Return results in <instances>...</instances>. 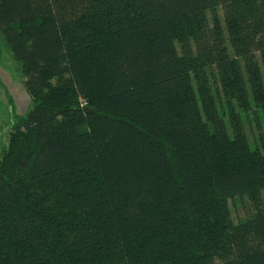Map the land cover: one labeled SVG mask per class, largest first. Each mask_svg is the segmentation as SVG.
Wrapping results in <instances>:
<instances>
[{
	"label": "trees",
	"instance_id": "obj_1",
	"mask_svg": "<svg viewBox=\"0 0 264 264\" xmlns=\"http://www.w3.org/2000/svg\"><path fill=\"white\" fill-rule=\"evenodd\" d=\"M0 36V264H264V0H0Z\"/></svg>",
	"mask_w": 264,
	"mask_h": 264
},
{
	"label": "rangeland",
	"instance_id": "obj_2",
	"mask_svg": "<svg viewBox=\"0 0 264 264\" xmlns=\"http://www.w3.org/2000/svg\"><path fill=\"white\" fill-rule=\"evenodd\" d=\"M217 13L220 16V10ZM19 71L11 51L0 36V153L7 143L11 122L17 114H25L31 106V98L23 85L25 76ZM247 199L246 197L242 199L235 197L228 200L234 220L243 219L251 213L250 210L253 207L249 206ZM262 200L261 205L264 206V191Z\"/></svg>",
	"mask_w": 264,
	"mask_h": 264
},
{
	"label": "water",
	"instance_id": "obj_3",
	"mask_svg": "<svg viewBox=\"0 0 264 264\" xmlns=\"http://www.w3.org/2000/svg\"><path fill=\"white\" fill-rule=\"evenodd\" d=\"M85 111H87V112H92L93 110H92V109H87V108H85Z\"/></svg>",
	"mask_w": 264,
	"mask_h": 264
}]
</instances>
